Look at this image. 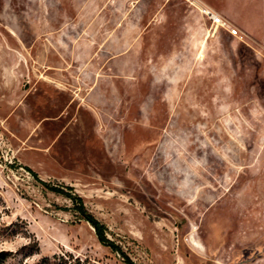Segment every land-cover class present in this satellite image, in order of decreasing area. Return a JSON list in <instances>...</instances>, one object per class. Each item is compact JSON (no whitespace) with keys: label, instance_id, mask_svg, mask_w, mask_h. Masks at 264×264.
<instances>
[{"label":"rangeland","instance_id":"1","mask_svg":"<svg viewBox=\"0 0 264 264\" xmlns=\"http://www.w3.org/2000/svg\"><path fill=\"white\" fill-rule=\"evenodd\" d=\"M192 6L0 0V264H264V49Z\"/></svg>","mask_w":264,"mask_h":264},{"label":"crops","instance_id":"2","mask_svg":"<svg viewBox=\"0 0 264 264\" xmlns=\"http://www.w3.org/2000/svg\"><path fill=\"white\" fill-rule=\"evenodd\" d=\"M239 29L244 39L264 49V0H195Z\"/></svg>","mask_w":264,"mask_h":264},{"label":"built area","instance_id":"3","mask_svg":"<svg viewBox=\"0 0 264 264\" xmlns=\"http://www.w3.org/2000/svg\"><path fill=\"white\" fill-rule=\"evenodd\" d=\"M191 3L189 2V5ZM193 8H196L216 29H222L224 31H227L231 36L238 38L239 40L243 41L244 35L241 33L239 29L234 27L231 22H229L227 19L222 17L220 14L216 13L209 7L200 5V8H197L196 6H192Z\"/></svg>","mask_w":264,"mask_h":264},{"label":"trees","instance_id":"4","mask_svg":"<svg viewBox=\"0 0 264 264\" xmlns=\"http://www.w3.org/2000/svg\"><path fill=\"white\" fill-rule=\"evenodd\" d=\"M33 175L36 176L34 173H33ZM79 211L85 217L86 221L89 222L93 226V228L95 230V235H96V238H97L98 242L100 244H102V245H105V246L110 247L111 249H115V250H118L119 251V249L116 246H114L108 240H106V238L104 237V234H103L102 227L93 218H91L89 216H86V214H85V212L83 210V207H80L79 208ZM127 262H128V260H127ZM128 263H130V262H128Z\"/></svg>","mask_w":264,"mask_h":264},{"label":"bare ground","instance_id":"5","mask_svg":"<svg viewBox=\"0 0 264 264\" xmlns=\"http://www.w3.org/2000/svg\"><path fill=\"white\" fill-rule=\"evenodd\" d=\"M193 245H194V246H197V247L199 246V245H198V244H196L195 242H193Z\"/></svg>","mask_w":264,"mask_h":264}]
</instances>
